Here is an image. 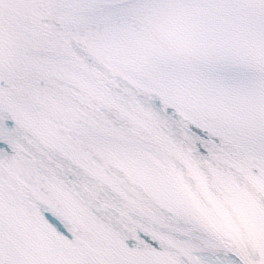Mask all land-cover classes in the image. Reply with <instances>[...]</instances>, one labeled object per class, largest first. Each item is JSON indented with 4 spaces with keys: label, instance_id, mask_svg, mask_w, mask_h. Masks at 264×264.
Returning <instances> with one entry per match:
<instances>
[{
    "label": "snow or ice",
    "instance_id": "1",
    "mask_svg": "<svg viewBox=\"0 0 264 264\" xmlns=\"http://www.w3.org/2000/svg\"><path fill=\"white\" fill-rule=\"evenodd\" d=\"M0 264H264V0H0Z\"/></svg>",
    "mask_w": 264,
    "mask_h": 264
}]
</instances>
